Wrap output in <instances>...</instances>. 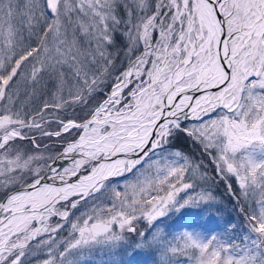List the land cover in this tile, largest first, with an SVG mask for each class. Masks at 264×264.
Returning <instances> with one entry per match:
<instances>
[{"label":"snow or ice","instance_id":"6c2138e0","mask_svg":"<svg viewBox=\"0 0 264 264\" xmlns=\"http://www.w3.org/2000/svg\"><path fill=\"white\" fill-rule=\"evenodd\" d=\"M129 247L264 264V0H0V264Z\"/></svg>","mask_w":264,"mask_h":264},{"label":"rangeland","instance_id":"374dc122","mask_svg":"<svg viewBox=\"0 0 264 264\" xmlns=\"http://www.w3.org/2000/svg\"><path fill=\"white\" fill-rule=\"evenodd\" d=\"M175 147L187 151L190 145L182 137L175 143ZM53 148L54 150H59L58 145L54 144ZM204 160L205 163H207L206 157L204 158ZM208 171L209 173H212L211 165L208 166ZM195 183L198 186L196 189L197 191L205 190L206 192H211L215 196L216 203L211 206L208 216H211L216 221H218L221 225V229L223 227V224L229 219H237V222H239L236 212L234 211L233 202L227 193L224 182L209 181L207 183H204L199 179H195ZM181 195L184 194L181 193ZM161 221L164 222L166 232H170L173 234H178L180 231H183L184 227L187 224V221H177L175 217H173L172 219H169L168 217H162L161 220L156 221V223L159 224L161 223ZM138 230L149 231L147 223L141 220L138 225ZM125 235L128 237L129 241L134 242L137 240V236H135L134 234L125 233ZM128 252H130L131 255L125 254L122 248L119 254L112 256L97 251L93 255L90 264H119L121 260H123L125 264H127V261L129 260H134L136 264H152L153 256L151 255V252L149 250L137 251L133 247H129ZM42 258L43 256L34 258L30 262V264H35L36 259Z\"/></svg>","mask_w":264,"mask_h":264}]
</instances>
